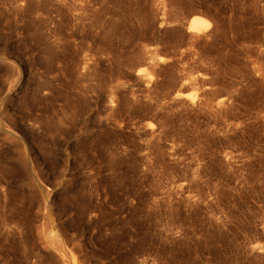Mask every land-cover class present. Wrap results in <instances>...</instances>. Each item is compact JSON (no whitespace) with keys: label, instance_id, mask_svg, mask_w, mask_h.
Instances as JSON below:
<instances>
[{"label":"rangeland","instance_id":"obj_1","mask_svg":"<svg viewBox=\"0 0 264 264\" xmlns=\"http://www.w3.org/2000/svg\"><path fill=\"white\" fill-rule=\"evenodd\" d=\"M51 233L70 264H264V0H0V264H58Z\"/></svg>","mask_w":264,"mask_h":264},{"label":"bare ground","instance_id":"obj_2","mask_svg":"<svg viewBox=\"0 0 264 264\" xmlns=\"http://www.w3.org/2000/svg\"><path fill=\"white\" fill-rule=\"evenodd\" d=\"M210 25V21L202 16L197 14L196 12H192V17L190 19V30L196 33L204 31ZM197 77L190 78L189 81H184V85L177 91L178 96H189L192 100H194V82L198 80ZM192 89V91H189ZM51 239L53 244V249L50 250L51 256L55 259L58 264H70L68 259L67 248L63 245L61 240L59 239L56 233H51Z\"/></svg>","mask_w":264,"mask_h":264}]
</instances>
